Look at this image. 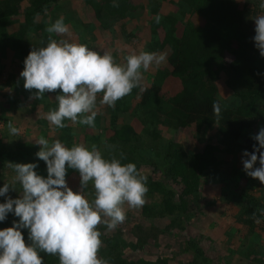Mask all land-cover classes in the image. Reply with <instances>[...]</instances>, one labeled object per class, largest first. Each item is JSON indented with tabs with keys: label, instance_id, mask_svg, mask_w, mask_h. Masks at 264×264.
I'll return each mask as SVG.
<instances>
[{
	"label": "trees",
	"instance_id": "trees-1",
	"mask_svg": "<svg viewBox=\"0 0 264 264\" xmlns=\"http://www.w3.org/2000/svg\"><path fill=\"white\" fill-rule=\"evenodd\" d=\"M82 1L78 5L88 11L87 20L75 21L62 0H0L1 55L7 61L17 52L29 55L28 40L40 35L43 40L50 37L70 61L92 71L91 55H99L94 42L101 34L116 32L133 38L126 28L134 22L138 34L146 36L147 28L154 36L152 43L164 62L154 68L153 62L143 63L153 73L137 101H124L136 86H123V93L115 94L114 104L122 106V112L129 110L132 122L111 129L108 147L97 161L91 163L88 155L91 169H99L95 184L75 185L64 193L37 174L40 161L62 165L75 159L77 148L70 141L65 142V155L48 153L30 135L19 138L13 150H0V170L6 161L11 167L21 163L14 170L29 203L47 205L27 228L26 219L12 209L16 193L0 183V260L7 264H75L73 257L81 250L73 247L70 237L84 219L73 224L66 214L82 205L81 194L90 206L110 207L112 216L117 205L134 203L146 218L183 217L187 199L200 198L202 184H218L222 198L227 196L224 190L235 172L228 165L236 156L246 177L264 171V0ZM73 22L79 29L92 25L91 39L78 47L72 44ZM48 71L45 65L35 69L41 76L36 84L45 81ZM74 72L68 88L75 86L83 94L86 81ZM18 84L15 78L8 88L17 93ZM166 88H172L170 95L162 92ZM28 92L21 93L26 97ZM184 131H188L183 135L187 146L173 140ZM204 134L208 140L198 150L196 144ZM239 192L240 208L232 222L236 234L244 239L259 237L264 233V210L245 190ZM217 238L223 245L227 234L221 232Z\"/></svg>",
	"mask_w": 264,
	"mask_h": 264
},
{
	"label": "rangeland",
	"instance_id": "rangeland-1",
	"mask_svg": "<svg viewBox=\"0 0 264 264\" xmlns=\"http://www.w3.org/2000/svg\"><path fill=\"white\" fill-rule=\"evenodd\" d=\"M69 1L63 0L62 3L65 5ZM164 9L169 8L166 5ZM72 10L76 13L72 12L69 16L75 21L82 18L87 20L88 11L79 6L72 7ZM73 25L72 44L78 47L80 43L83 45L91 39L92 25L81 29L76 22ZM126 29L131 32L138 30L137 26L131 25ZM144 29L146 36L137 38L141 41H137L135 49L128 42L122 45V36L117 32L101 35L100 40L93 45L99 55H91L95 59L91 63L95 67L92 71L70 61L66 52L62 53L52 45L50 37L43 40L40 35H32L28 40L31 44L29 55L17 52L12 61H7L0 53V150L11 151L19 138L30 135L48 153L65 155V142L70 141L69 144L77 148L76 158L72 161L66 159L62 165L40 161L37 174L64 193L72 191L75 185L95 184L99 179V169H91L88 155L91 163L97 161L105 153L104 147H108L106 143L112 134L111 129L116 130L132 122L130 111L122 112V106L116 107L114 104L115 94L123 93V86H136L132 98L126 97L124 101L133 98L137 101L153 73V69L145 67L143 63L153 62L154 68L164 62L152 43L154 36L147 28ZM46 31L49 33L48 28ZM43 65L49 71L45 81L38 85L36 83L41 76L35 69L40 71ZM74 71L86 81L81 88L83 94L75 86L68 88V83L74 80ZM14 77L19 81L15 89H19L15 91L17 93L8 88V83ZM22 89H29L26 97L22 95ZM171 89L166 88L162 92L170 95ZM113 117L114 123L111 122ZM186 133L188 131L181 132V136H174L173 140L187 146L183 139ZM207 140L204 134L196 148L200 150ZM235 159L228 165L235 172L230 174L229 186L224 190L227 196L222 198L223 189L218 184H202L200 198L187 199V214L183 217L146 218L134 203L117 205V213L112 216L110 207L104 204L90 206L81 194L79 200L82 205L66 214L72 223L84 219L80 230L73 231L70 237L73 247L77 246L81 250L73 257L75 264H244L245 260L250 263L253 257L260 259H256L258 264V261L264 262L263 238L254 235L244 239L236 234V227L230 224L240 208L241 189L246 191L247 197L259 202L260 208L264 210V171L246 177L239 157ZM19 165L21 163L11 167L6 161L0 170V183L4 182L9 190L16 193L12 209L20 212L27 221V228H30L44 208L42 205H47L29 203L30 196L21 188L18 183L21 178L14 170ZM173 188L179 191V186L174 185ZM221 232L227 234L223 245L217 238ZM198 250L202 255L197 254ZM247 250H251L249 255ZM208 258L209 262L203 260ZM0 264L7 263L1 259Z\"/></svg>",
	"mask_w": 264,
	"mask_h": 264
},
{
	"label": "crops",
	"instance_id": "crops-1",
	"mask_svg": "<svg viewBox=\"0 0 264 264\" xmlns=\"http://www.w3.org/2000/svg\"><path fill=\"white\" fill-rule=\"evenodd\" d=\"M63 1V0H62ZM69 1V0H68ZM81 3H83V1L82 0H70L69 2H66V4L64 5V6H68L69 7V13H72V7H77V6H79L78 4H81ZM68 4V5H67ZM76 5V6H75ZM131 26H137L134 22H131ZM132 34H133V38H127V37H125L124 35H125V33L123 34L122 33V45L124 44V42H126V44H127V42H128V44H130L131 46H133V49H135L134 47L136 46L137 47V41H139V43H140V41L141 40H137V38H141L143 35L142 34H138L137 33V30L135 31V32H131ZM136 34V35H135ZM101 35H104V34H101ZM101 38V37H100ZM100 38H98L96 41H99L100 40ZM112 40H113V38H112ZM127 47H128V45H126ZM112 47V46H111ZM110 47V48H111ZM58 49L59 50H61V52L63 51V52H65L64 50H62L60 47H58ZM101 50H103V49H101ZM137 51H138V49H137ZM62 52V53H63ZM231 225H233L232 224V222L230 223ZM260 237L261 238H263V240H264V233H262L261 235H260ZM264 243V242H263ZM253 262H251L250 264H257L256 263V259H255V257H253V260H252ZM245 263L246 264H249V262H247V260H245Z\"/></svg>",
	"mask_w": 264,
	"mask_h": 264
}]
</instances>
